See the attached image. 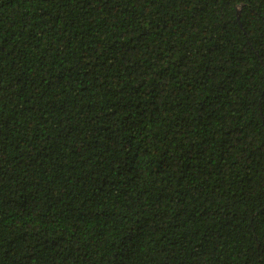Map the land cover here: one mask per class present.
<instances>
[{
    "label": "trees",
    "instance_id": "obj_1",
    "mask_svg": "<svg viewBox=\"0 0 264 264\" xmlns=\"http://www.w3.org/2000/svg\"><path fill=\"white\" fill-rule=\"evenodd\" d=\"M0 264H264V0H0Z\"/></svg>",
    "mask_w": 264,
    "mask_h": 264
}]
</instances>
